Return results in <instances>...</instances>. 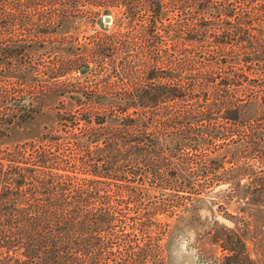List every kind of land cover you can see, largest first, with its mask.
<instances>
[{
  "label": "trees",
  "instance_id": "1",
  "mask_svg": "<svg viewBox=\"0 0 264 264\" xmlns=\"http://www.w3.org/2000/svg\"><path fill=\"white\" fill-rule=\"evenodd\" d=\"M106 13L130 86L0 145V264H166L161 217L193 196L226 183L264 204V0H0V40ZM10 90L0 136L17 122ZM236 232L222 264H256Z\"/></svg>",
  "mask_w": 264,
  "mask_h": 264
},
{
  "label": "rangeland",
  "instance_id": "2",
  "mask_svg": "<svg viewBox=\"0 0 264 264\" xmlns=\"http://www.w3.org/2000/svg\"><path fill=\"white\" fill-rule=\"evenodd\" d=\"M108 14L109 21L103 20L104 14L95 20L58 17L50 24L33 25L30 36L17 27L12 40H0V58H5L0 61V86L13 87L12 119L17 121L7 136H0V145L60 132L61 116L80 101L95 106V100L122 96L119 93L130 86V67L122 45L105 37L117 27L114 14ZM226 188V183L215 185L207 194L193 196L187 209L161 217L167 222L162 240L166 264H222L233 253L224 238H234L236 230L250 257L264 264V204L227 199Z\"/></svg>",
  "mask_w": 264,
  "mask_h": 264
},
{
  "label": "water",
  "instance_id": "3",
  "mask_svg": "<svg viewBox=\"0 0 264 264\" xmlns=\"http://www.w3.org/2000/svg\"><path fill=\"white\" fill-rule=\"evenodd\" d=\"M103 20L104 21H109L110 20V16H109L108 13H106V14L103 15Z\"/></svg>",
  "mask_w": 264,
  "mask_h": 264
}]
</instances>
